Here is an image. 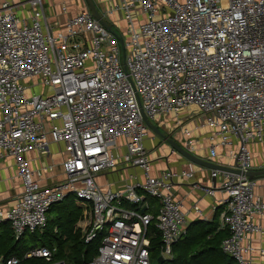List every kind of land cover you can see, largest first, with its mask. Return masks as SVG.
Returning <instances> with one entry per match:
<instances>
[{
	"label": "built area",
	"instance_id": "obj_1",
	"mask_svg": "<svg viewBox=\"0 0 264 264\" xmlns=\"http://www.w3.org/2000/svg\"><path fill=\"white\" fill-rule=\"evenodd\" d=\"M50 1L0 0V160L12 157L22 181L11 205L0 202V224L9 223L17 240L44 231L50 208L73 195L82 208V238L102 236L98 254L82 264H152L154 221L162 257L173 258L190 216L203 218L204 210L185 207L174 192L175 179L193 178V170L152 173L144 114L152 122L170 116L168 135L197 154L195 129L181 115L195 107L208 128L204 158L254 168L249 145L264 142V0H95L117 33L85 0L62 2L65 29L56 30ZM117 12L126 23L121 32L110 20L119 27ZM53 143L61 145L65 177L44 183L56 164L34 168L27 153L50 156ZM118 167L141 173H130L118 189L99 183ZM210 178L193 187L222 193L220 228L229 230L222 250L236 264H257L255 252L264 248L251 238L264 233V196L256 179L220 169ZM144 193L160 201L156 216ZM57 251L39 245L24 258L70 264ZM22 260L11 255L0 264Z\"/></svg>",
	"mask_w": 264,
	"mask_h": 264
},
{
	"label": "crops",
	"instance_id": "obj_2",
	"mask_svg": "<svg viewBox=\"0 0 264 264\" xmlns=\"http://www.w3.org/2000/svg\"><path fill=\"white\" fill-rule=\"evenodd\" d=\"M59 1V0H58ZM64 0H61V3ZM70 3L72 0H68ZM75 4L78 2L75 0ZM82 3V2H81ZM74 1H72V4ZM57 3L54 0L49 3V7L47 9L48 17L51 22L55 25L56 30H64L65 29V18L66 14H63L61 10L57 11ZM73 8V7H71ZM73 13V11L71 12ZM115 20L120 21L122 15L120 12L112 15ZM195 107H189L183 110L181 115L184 117L187 123H190L192 127L195 129V135L198 137V151L197 155L201 157H206L208 155L206 146L208 145V139L206 137V130L203 125L198 123V117H194ZM198 115V114H196ZM203 121V120H202ZM152 122V121H151ZM153 123L157 124L159 128L168 135V129L170 125L173 123L171 121L170 116L162 117L161 119L154 121ZM148 140H151V148H148L152 153L153 157L152 162V173L157 174L162 169L167 167H171L175 170H193L194 177L193 178H176L175 179V187L174 192L176 196L181 199L185 205V207L190 208L192 204L198 203L200 207L204 210V216L202 219L213 222L214 215L218 209L222 211V206L217 205L219 203V198L221 197V191H217L215 195L205 194V192L201 188L193 187V183L202 182L204 184H210L212 179L210 178L211 169L204 167L202 165L193 163L179 154L177 151L172 152L171 146L164 141L156 132L150 129V134L147 137ZM151 145H148L149 147ZM252 152V164L255 169L264 168V142L263 143H251L249 145ZM61 145L53 143L51 145V155L40 157L37 152L30 151L27 153V156L30 159L31 165L34 168H37L43 164H51L55 163V168L52 172L48 173L44 176L42 181L44 183H51L65 177L64 170L61 166V161L63 159V153L60 151ZM161 154L162 156L158 155ZM163 156H167L162 158ZM141 173V169L139 167H118L112 171H107L101 174L98 178L100 184L103 186H107L108 184L114 188H120L124 180L129 176L130 173ZM257 186L256 192L264 196V175L256 178ZM22 181L20 177L17 175V169L15 166V161L12 157H7L3 160H0V202L4 206L11 205L13 203V199L16 194L21 190ZM143 192V191H142ZM155 198V197H153ZM146 201L147 210L151 213V211H156L157 214L159 212L160 201L155 198L151 202ZM217 205V206H216ZM215 207L217 209H215ZM221 214V212H220ZM190 218L196 219L200 218L198 216ZM79 219L76 224L77 229L81 231V226L84 222ZM191 220V221H192ZM261 222L264 223V217L261 218ZM220 216L217 221V230H220ZM252 244L257 249L264 248V233H254L252 235ZM54 246H57L56 244ZM255 260L257 264H264V253L260 254L259 251L255 252Z\"/></svg>",
	"mask_w": 264,
	"mask_h": 264
},
{
	"label": "trees",
	"instance_id": "obj_3",
	"mask_svg": "<svg viewBox=\"0 0 264 264\" xmlns=\"http://www.w3.org/2000/svg\"><path fill=\"white\" fill-rule=\"evenodd\" d=\"M142 192V191H141ZM143 193V192H142ZM145 194V200L152 201V196ZM134 207V205H128ZM221 210L214 215L213 222L202 218L193 219L185 229L181 238L173 245V258L162 257L163 239L155 227V221L148 226L151 258L158 264H236V260L225 253L221 244L229 235L227 228L217 230V221ZM156 216V211H151ZM82 216V208L70 195L63 202L54 204L49 211L48 223L44 231L27 233L21 239L14 238L10 224H0V259L17 255L23 258L21 264H47L43 258H24L25 253L32 247L45 245L52 248L58 246L56 257L70 264L89 262L99 252L102 236L89 243L82 238L76 224Z\"/></svg>",
	"mask_w": 264,
	"mask_h": 264
},
{
	"label": "water",
	"instance_id": "obj_4",
	"mask_svg": "<svg viewBox=\"0 0 264 264\" xmlns=\"http://www.w3.org/2000/svg\"><path fill=\"white\" fill-rule=\"evenodd\" d=\"M85 1L87 3V6L90 8L92 14L94 15V17L96 19H98L107 29H110V30H113L114 32H116L112 28V23L108 19H106L101 14V12L99 11V8L96 4V1L95 0H85ZM120 40H121V42H123V39L121 36H120ZM144 118H145V121H146V123L150 129H152L154 132H156L175 151H177L179 154H181L183 157H185L186 159H188L189 161H191L193 163L202 165V166L207 167L209 169H220V170L230 171V172H234V173H238V174H244V175H247L250 179H256L257 177L264 175V168H261V169L251 168L250 170L245 171V170H242L238 167H231L228 165L216 163L212 160H209V159L201 157L195 153H192L187 148H185L182 144H180V142H178V140H176L174 137H171V136L167 135L166 133H164L159 128V126L157 124L151 122L145 114H144ZM235 161L237 163V158L235 159ZM213 181H215V178H213ZM144 210H145V208L142 209V211H144ZM160 260L164 261L165 258L161 257Z\"/></svg>",
	"mask_w": 264,
	"mask_h": 264
},
{
	"label": "rangeland",
	"instance_id": "obj_5",
	"mask_svg": "<svg viewBox=\"0 0 264 264\" xmlns=\"http://www.w3.org/2000/svg\"><path fill=\"white\" fill-rule=\"evenodd\" d=\"M53 0H51V2H52ZM68 1V0H67ZM54 2H55V0H54ZM56 3L58 4L57 5V11H59V10H61V6H62V3H61V0H56ZM69 5H71V4H69ZM121 20L120 21H118L119 22V27L114 23V21L112 20V19H110L112 22H113V24H114V28L117 30V31H119V32H121V30H123V29H125V26H126V23H125V21L122 19V18H120ZM41 89H40V87L38 88H35V89H33L32 91L33 92H38V91H40ZM200 122V124L202 125L203 124V121L202 120H200L199 119V121H198V123ZM204 127H207L206 125H203ZM205 129H207L206 130V134H207V132H208V128H205ZM165 132V131H164ZM145 147L147 148H151L152 147V145H151V140H148V138H146V140H145ZM148 145H151L150 147L148 146ZM86 204V203H85ZM151 262H152V264H158L157 263V261H156V259L155 258H151Z\"/></svg>",
	"mask_w": 264,
	"mask_h": 264
}]
</instances>
